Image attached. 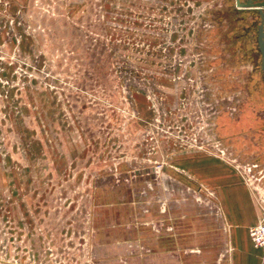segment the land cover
Returning a JSON list of instances; mask_svg holds the SVG:
<instances>
[{
	"label": "rangeland",
	"instance_id": "1",
	"mask_svg": "<svg viewBox=\"0 0 264 264\" xmlns=\"http://www.w3.org/2000/svg\"><path fill=\"white\" fill-rule=\"evenodd\" d=\"M259 23L0 0V264H264Z\"/></svg>",
	"mask_w": 264,
	"mask_h": 264
},
{
	"label": "water",
	"instance_id": "2",
	"mask_svg": "<svg viewBox=\"0 0 264 264\" xmlns=\"http://www.w3.org/2000/svg\"><path fill=\"white\" fill-rule=\"evenodd\" d=\"M236 6L242 10H257L264 15V0H236ZM182 179H185V177H182ZM186 182L191 184L188 180Z\"/></svg>",
	"mask_w": 264,
	"mask_h": 264
},
{
	"label": "flooded vegetation",
	"instance_id": "3",
	"mask_svg": "<svg viewBox=\"0 0 264 264\" xmlns=\"http://www.w3.org/2000/svg\"><path fill=\"white\" fill-rule=\"evenodd\" d=\"M257 11V10H256ZM258 16L260 18L259 23V42H260V50H261V71L264 74V15H262L259 11H257Z\"/></svg>",
	"mask_w": 264,
	"mask_h": 264
},
{
	"label": "crops",
	"instance_id": "4",
	"mask_svg": "<svg viewBox=\"0 0 264 264\" xmlns=\"http://www.w3.org/2000/svg\"><path fill=\"white\" fill-rule=\"evenodd\" d=\"M230 190H233L232 192H231V194L232 195H234V196H237V197H239L238 196V193H239V186H237V187H231V189ZM241 204H243V200L241 201ZM241 210V209H240ZM232 218H234V219H241V220H244V219H248V215H245V212H241L240 213V215H235V216H232Z\"/></svg>",
	"mask_w": 264,
	"mask_h": 264
},
{
	"label": "bare ground",
	"instance_id": "5",
	"mask_svg": "<svg viewBox=\"0 0 264 264\" xmlns=\"http://www.w3.org/2000/svg\"><path fill=\"white\" fill-rule=\"evenodd\" d=\"M192 249V248H191Z\"/></svg>",
	"mask_w": 264,
	"mask_h": 264
}]
</instances>
